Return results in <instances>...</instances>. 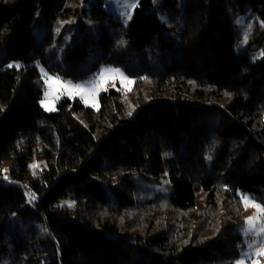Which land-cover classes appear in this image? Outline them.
Listing matches in <instances>:
<instances>
[{
    "label": "trees",
    "instance_id": "16d2710c",
    "mask_svg": "<svg viewBox=\"0 0 264 264\" xmlns=\"http://www.w3.org/2000/svg\"><path fill=\"white\" fill-rule=\"evenodd\" d=\"M105 2L0 0V264H234L240 194L264 203V0H139L126 26ZM105 65L130 93L42 107L40 67Z\"/></svg>",
    "mask_w": 264,
    "mask_h": 264
},
{
    "label": "snow or ice",
    "instance_id": "6c2138e0",
    "mask_svg": "<svg viewBox=\"0 0 264 264\" xmlns=\"http://www.w3.org/2000/svg\"><path fill=\"white\" fill-rule=\"evenodd\" d=\"M135 6V0L126 6L123 13L126 20L131 19L129 10ZM242 23V18L237 21V24ZM261 24L264 26V22H261ZM246 28L247 30L244 32L242 38L243 44H246L248 41L251 25H247ZM125 43L123 40L119 42L120 45H124ZM261 55H264V53H261ZM8 67H19V65L9 64ZM41 71L44 76L45 98L40 103L49 112L57 111L56 103L62 97H68L69 99L79 98L86 106H91L98 110V97L100 93L109 90L107 87L109 82H112L118 77L121 86L128 88V91H131V88L128 86L135 83V80L128 77L121 69L111 66H102L92 77L81 82L67 80L58 73H48L44 69ZM112 86H116L114 82H112ZM49 96H51V99H49ZM128 114L131 115L132 113L129 112ZM207 159L211 160V155ZM31 167L35 169L38 165L34 164ZM4 171L7 170L5 169ZM4 179H7V177H4ZM240 197L245 209L251 207L256 210V214L247 217L244 221L241 230V235L244 237V244L238 245L240 258L234 261V264H246V261H250V264H262V258H264V203L257 202V198L246 194H240Z\"/></svg>",
    "mask_w": 264,
    "mask_h": 264
},
{
    "label": "rangeland",
    "instance_id": "374dc122",
    "mask_svg": "<svg viewBox=\"0 0 264 264\" xmlns=\"http://www.w3.org/2000/svg\"><path fill=\"white\" fill-rule=\"evenodd\" d=\"M138 1L139 0H135V2H136V6H137V4H138ZM133 2V0H106V2H105V5H104V7H105V9H106V11L108 12V14L110 15V17H112V19L114 20V21H117L119 24H121V25H123V26H126L128 23H129V21L131 20V19H128V20H126V18H125V16H124V11H125V8H126V6L128 5V4H130V3H132ZM158 3L159 2H156L155 3V8L157 9L158 8ZM136 6L134 7V8H131L130 10H129V14L131 15V18H132V15H133V13H134V11H135V8H136ZM241 19V18H240ZM242 19H243V23L241 24L242 25V28H243V30H244V32L247 30V28H246V26L247 25H251V29H252V18H245V17H242ZM162 23H163V31H164V35L165 36H171L174 32H175V28L174 27H172V26H170L169 25V23H168V18H167V16L166 15H163L162 16ZM67 36L65 35L64 37H62V38H60L61 39V41H63L64 43H66L67 41H66V38ZM62 46V45H61ZM105 66H110V65H105ZM111 67H113V68H117V69H121L120 67H116V66H111ZM42 69H44V68H42V67H40V70H42ZM45 70V69H44ZM122 71H123V69H121ZM124 72V71H123ZM41 73H42V71H41ZM125 73V72H124ZM129 77V76H128ZM42 78H43V83H44V76L42 75ZM66 79V78H65ZM89 79V78H88ZM88 79H86V80H88ZM133 80H135V82H136V79H134V78H132ZM67 80H70V79H67ZM71 81H73V80H71ZM82 81H85V80H82ZM73 82H81V81H73ZM112 82H114L115 83V87H113L112 86ZM112 82H109L108 83V85H107V87H108V89H110V88H116V89H121L124 93H126V94H128V93H130L131 91H132V89H133V86H134V84H132V85H129L128 87H130L131 88V91H128V88H126V87H122L121 86V82H120V80H119V78L117 77V78H115ZM146 87V86H145ZM147 88V87H146ZM104 92H102V93H100V95H99V97H98V105H99V107H100V96L103 94ZM45 97L43 96V99H44ZM62 98H64V97H62ZM62 98L56 103V108L58 109V103L62 100ZM49 99H51V96H49ZM76 99H79V98H76ZM91 107V106H90ZM44 108V107H43ZM49 112V111H48ZM34 154H33V158H32V160H31V162H30V164H29V168H28V171H29V173H28V178L26 179V181H27V183L28 182H30V181H32L34 178H36V177H38V176H40V175H42V173H43V168H44V166H45V160H44V157L41 155V153H40V151H39V148H38V146L35 144V148H34ZM38 165V167L37 168H35V169H33L31 166L32 165ZM10 166H11V162L9 161V159H6L5 161H4V170L6 169L7 171H4V176L5 177H7L8 176V171H9V169H10ZM153 186H151V188H152ZM27 195H28V199L29 200H33L34 199V197H33V195L30 193V192H27ZM240 205L238 206V214H239V216H238V219H240L241 221H243V223H244V221H245V219L247 218V217H249V216H252V215H254V214H256V210L255 209H253V208H251V207H248L247 209H245V207H244V204H243V202H242V200H240ZM250 239H253V238H250ZM246 264H250V261H246Z\"/></svg>",
    "mask_w": 264,
    "mask_h": 264
}]
</instances>
